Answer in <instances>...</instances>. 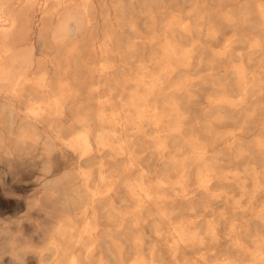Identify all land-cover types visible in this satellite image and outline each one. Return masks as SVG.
<instances>
[{
  "label": "bare ground",
  "instance_id": "6f19581e",
  "mask_svg": "<svg viewBox=\"0 0 264 264\" xmlns=\"http://www.w3.org/2000/svg\"><path fill=\"white\" fill-rule=\"evenodd\" d=\"M230 1L216 20L218 29L210 22L206 30L216 37L224 75L233 77L244 95L249 80L264 81V0ZM34 6L40 11L37 44L27 13ZM189 30L187 16L172 11L135 16L120 8L111 15L96 0H0V158L12 155L23 142L46 156L42 203L47 215L54 214L40 244L27 246L16 259L29 253L35 264H264V239L253 238L250 248L238 226L219 234L217 225L205 218L207 199L231 200L234 210H243L253 195H264L259 171L251 169L250 194L239 183L232 194L214 195L216 185L239 182L238 172L220 175L207 162L211 155L217 157L213 149L183 139L185 107L179 109L173 97L157 100L168 88L185 94L192 83L170 84L174 65L185 72L191 63L192 50L185 45ZM145 45L165 50L158 74L135 58ZM122 71L131 76L116 78ZM226 135L228 144L237 139L234 132ZM180 138L181 143L176 141ZM261 151L264 139L253 148L255 154ZM40 199L33 201L38 205ZM197 200L204 214H198ZM181 206L205 223L203 232L195 220L176 215ZM253 206L248 209L258 207L255 216L264 223V204ZM220 242L225 243L220 252L230 249L239 260L232 263L226 255L212 263L220 255L215 250Z\"/></svg>",
  "mask_w": 264,
  "mask_h": 264
},
{
  "label": "rangeland",
  "instance_id": "374dc122",
  "mask_svg": "<svg viewBox=\"0 0 264 264\" xmlns=\"http://www.w3.org/2000/svg\"><path fill=\"white\" fill-rule=\"evenodd\" d=\"M96 1H97V3H99L101 5V8H104V10L107 11L111 15L114 13L115 9L123 8L124 10L129 11V15L132 14L135 16L137 15V13L139 15H148V16L154 15V16H156V15H159V14H161L163 12H167V11H172L177 15L187 16V18L190 22V30H189V34L186 38L185 45H187L188 48H190L192 50L191 63L185 69L186 70L185 72L181 71L183 69L182 66L174 65L176 74L174 75V77L171 78L172 80L170 79V82H171L170 84L176 85L178 82L185 80V79H188V81H190V82L192 81V83H191L192 86L191 85L187 86L188 89H187V92L185 94H183L181 92H179V93L174 92L172 94V93H170L172 88L165 89V90H163L164 92L163 91H161L162 93L160 92L161 94L157 97V100L160 102L163 100V98H166L168 96L173 97L175 99V102L177 103L179 109H181L182 111L184 109V111H183L184 112V118L182 119V123H181L183 139L187 140V141H192V142L198 143L210 151L213 149L212 151L216 154L217 157L215 158L214 155H211L207 162L216 171H218L220 175L224 176L225 174L230 173L229 171H237L238 172V175L240 176L239 182L233 183L230 181V183H227V184L221 183V186L223 184H225V186L223 185L221 187L219 184L220 189H219L218 185H216L212 191V193L214 195L218 194V193L222 194L225 192L232 194V193L236 192V189L238 188L239 183L245 185L246 188H248L247 189L248 193L250 194L252 192V187H251L250 183H251V181H253V175H252L253 173H252L251 169H256L257 172L259 171L258 172L259 174L257 173V176H259V177H257V179H258L259 183H261V186H264V184H262V183H264V169L261 170V168H264V163H261V162H264V161H262V160H264V151H261L260 154L253 153V148L255 147V143L257 141H259L260 139L261 140L264 139V126H262V125H264V124H262V123H264V81H261L257 84L256 80H249L246 93L244 95L243 94L239 95V91H238L239 90V87H238L239 83L235 79H233V77L224 75L223 67H222L221 63L219 62V59H218L217 54H216V51L218 48V44H216L217 43L216 37L215 36H209L208 30H206V26L210 22H211V24L216 25L215 27H216V29H218L217 24H216V20L218 19V16L221 13L223 4L224 3L227 4L230 2L229 4L231 7V4H232L231 1L230 0H221V1L220 0H181V1L180 0H173V1L172 0H149V1L148 0H145V1L144 0H129V1L128 0H96ZM141 4L143 7L140 6ZM141 7L143 9H141ZM9 9H12V7L11 8L9 7ZM29 11L27 13H28L29 18L32 21L31 28L33 31V41L35 44H37L38 39H37L36 34L38 33L39 28H40L39 7L34 6ZM133 11H134V13H133ZM184 13H185V15H184ZM37 17H38V19H37ZM36 27L38 29H36ZM193 31H194V33H193ZM158 33L159 32L157 31V34ZM217 35L219 36V32ZM210 45H211V47H210ZM155 46H157V47H155ZM196 47L200 48V49H197ZM164 51L165 50H163V48L160 46L158 47V45H153V46L145 45L140 49V52H138V54H136L135 58L138 59L139 64L143 63L146 66H148V68L151 70L150 72H152L154 74H158L159 68L162 65V61H163L162 58H163ZM199 54H200V56H199ZM126 55H127V58L132 60V58L130 56L131 54H129V56H128V54H126ZM195 55H196V57H195ZM196 58H197V60H196ZM192 62L194 64H192ZM206 62H207V64H206ZM191 66L195 70H193ZM203 71H205V72H203ZM124 76L129 78V76H131V74H130V72L122 71L121 73H116V75H115V77L120 79V80L127 79ZM215 76L217 77V79ZM85 77H87V74L85 75ZM195 77L197 79H195ZM222 77H224V78L222 79ZM173 78H175L174 81H173ZM81 79H84V78L81 77ZM225 80L227 83L225 82ZM212 82H214V83H212ZM127 84L129 85V83H127ZM168 84H169V82L165 81V85H168ZM226 84H228V86H226ZM209 85H211V86H209ZM204 87H205V92H203ZM233 87L234 88L236 87L235 88L236 90L233 89ZM201 89H203V90H201ZM252 89H253V91H252ZM83 91H85V89H83ZM127 91H129V90H127ZM175 93H178L179 97H178V94L175 95ZM236 93H238V94L236 95ZM225 94H226V96H225ZM204 96H206V98H208V99L206 100V98ZM34 97H35V99L37 98V96H34ZM225 99H227V100H225ZM182 101H185L187 103V105L185 104V102H183L182 103L183 105H182L181 104ZM224 102H225V104H224ZM193 104H194V106H192ZM261 106H262V108H261ZM183 107H185V108H183ZM189 107L191 108L190 109L191 111L189 110ZM186 108H188V109H186ZM261 109H262V111H261ZM238 110H239V112H238ZM187 111H189V112H187ZM201 111H202L203 115H202ZM193 120H195V121L193 122ZM189 122H191V123H189ZM197 122H199V124ZM220 124H222V125L220 126ZM185 126H186V128H185ZM195 127L198 130H195L196 129ZM199 127H201V128H199ZM203 127L205 130L203 129V131H202ZM210 127H211V129H210ZM189 128L190 129L193 128V129L190 130ZM219 131L221 134L218 133ZM233 132L236 134V138H237L236 140H238V141L236 142V140H235L233 142V144L232 143L230 144V142H229V144H230L229 145L227 143V139H228L229 135H226V134H231ZM205 133H206V135H205ZM187 134H188V136H187ZM67 135L70 136L72 134H71V132H69ZM69 136H67V137H69ZM218 137H220V138H218ZM239 137L240 138L242 137V139H240ZM208 138H209V140H208ZM176 141L181 143L182 139L180 138ZM221 141H222V143H221ZM173 142H175V141H173ZM239 142H242V144H240ZM217 143L220 145H218ZM238 143H239V146H238ZM30 145H31L30 142L19 143V144L15 145L14 151L12 152V155L10 154L7 157L4 156V157L0 158V161H1L0 162V264H21V263L22 264H35L34 261L32 260L31 254H29V253L27 254V256L25 255V257H22V260L20 259L21 261H19L16 258L22 252V250L24 248H26L27 246L40 244L42 234L44 233V231H46V229H48V227H49L48 223L51 222L52 218L54 217V214H52L51 211H50V215H49V213L47 215V209L45 208V206L43 204L44 203L43 200H45L44 194L41 192L42 191V185L40 184V181L42 178L40 176L42 173H44L42 161L45 160L46 156L44 157L42 155H38L36 148L34 146L32 148V145L31 146ZM230 146H232V147L230 148ZM244 146L249 147V148H245ZM18 147H20V148H18ZM218 148H219V150H218ZM241 148H242V150H241ZM222 149L225 151L223 152ZM248 149H250V150H248ZM237 150L239 151V153H237L238 152ZM243 150H244V152H243ZM219 152H221L223 155ZM233 153H234V156H233ZM246 153H248V154H246ZM251 153L254 155L251 156ZM29 154H32V155H29ZM237 154H239V155H237ZM236 155H237V157H236ZM241 155H243V156L247 155V156L243 157ZM257 155L259 157L261 156L260 159ZM32 156H34V157H32ZM38 156L39 157L41 156V157L38 158ZM249 156H250V158H249ZM256 157H258V158H256ZM188 158H187L189 160L188 165L191 168V172L193 174V172H195V170H196V167H195L194 162L192 160L193 158H191L190 155ZM248 158L252 161H250ZM229 161H230V163H229ZM149 163H151V162H149ZM240 164H241V166H240ZM225 166H226V168H225ZM233 166H235V167L233 168ZM259 166H260V168H259ZM245 171H246V173H245ZM249 173H251V175ZM247 175H249V176H247ZM251 177H252V179H251ZM193 181H194V179L192 178L191 181L189 182V185H191L193 183ZM247 181H249V182L247 183ZM248 193L246 194V196L249 195ZM36 197H39L42 199V200L40 199L41 205L38 204L39 206L36 205L33 201L34 198H36ZM243 197L245 198V196H243ZM236 198L240 199L241 197L238 195V196H236ZM222 200L223 199H219L218 200L220 202L219 203L214 198L207 199V204L209 206L207 207L208 211H207V214L205 217L217 225L218 230H219L218 231L219 234H223L226 231H229L231 225H235V226H238L237 229L241 230V231H239V236L241 239L243 238L242 240L244 242V245L251 244V246L249 245L250 248L253 247V244L251 243L252 240H254L256 238L257 239H261V238L264 239V232H262V231H264V230H262V229H264V223L260 222L255 216V213H256L255 211H257L258 207L255 209H252V210L248 209L249 207H251L253 205L254 206H257V205L260 206V205L264 204V195H258V197H257V195H253L249 201V202H251L252 205L248 201L244 202L245 204L243 203V207H244L243 210H241V209H238V210L235 209L234 210V204H233V202H231V200H224V201H222ZM258 200H260V201L258 202ZM208 201H209V203H208ZM254 201H257V202H254ZM196 202H197L196 204H197L198 214H204V211L200 205V201L197 200ZM48 205H50V204L48 203ZM41 206H42V209H41ZM199 206H200V209L198 208ZM44 211H46V212H44ZM221 213H223L224 215H220ZM237 213H238V215H237ZM42 214H44V215H42ZM176 215L179 217L180 216H186L187 219L195 220L194 225L196 226L197 230L199 229L200 232H203V230H204L203 228H205V223L202 220L199 221V219H196L195 215H191L187 211V209L184 208V206H181L180 210L176 211ZM218 216L221 217V219H219ZM244 219L246 220L245 222H244ZM253 220L255 223L253 222ZM251 222H252L253 226L251 225ZM239 223H240V225H238ZM256 224H258L257 227H256ZM244 237L246 240L244 239ZM245 241H247V242H245ZM219 244L220 245L215 246L216 247L215 250H216V252L218 251V253L221 256L219 255L218 258H214L213 260L211 259L212 263H215L217 261V259H219V258H226V255H227V258L232 263L236 260H239V255L234 253V251L232 252V250H230V249L225 250V252H220V251H224L223 249L225 248V246H224L225 243L220 242ZM218 247H219V249H218ZM262 247H264V243H262ZM12 248H14L15 250L12 251ZM220 248H221V250H220ZM186 255L191 256L192 254L190 253V254H186ZM247 259H248V257L245 256V260H247ZM23 261H25V262H23ZM247 262H248V260H247Z\"/></svg>",
  "mask_w": 264,
  "mask_h": 264
}]
</instances>
